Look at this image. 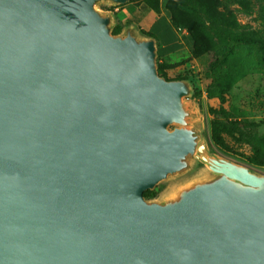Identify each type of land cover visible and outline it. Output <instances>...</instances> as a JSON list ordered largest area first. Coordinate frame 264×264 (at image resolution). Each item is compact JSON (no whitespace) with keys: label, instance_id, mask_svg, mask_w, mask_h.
<instances>
[{"label":"water","instance_id":"95a60500","mask_svg":"<svg viewBox=\"0 0 264 264\" xmlns=\"http://www.w3.org/2000/svg\"><path fill=\"white\" fill-rule=\"evenodd\" d=\"M130 1L0 0V264H264V172L211 154L153 37L114 34L99 5Z\"/></svg>","mask_w":264,"mask_h":264},{"label":"rangeland","instance_id":"374dc122","mask_svg":"<svg viewBox=\"0 0 264 264\" xmlns=\"http://www.w3.org/2000/svg\"><path fill=\"white\" fill-rule=\"evenodd\" d=\"M250 1L254 3V12L251 14L246 13L237 5L232 6L231 9L235 13L239 27L234 32L236 34L255 32L259 44L256 46L235 45L231 47L232 55H230L231 62L228 70L231 73L232 86L229 92L224 95V100L208 95V88L214 83V79L207 75L210 62L209 54H204L198 58L192 57L191 60H196L197 63H191L190 65L191 67L195 66V69H186L184 73L178 74L174 78L168 77L163 70L159 69V74L167 80H188L190 82L193 93L190 98L185 99V102L188 109L195 111L200 119L204 120L200 135L202 141L207 143L211 154L242 164H247L242 155L264 157V65L262 63V52L260 51L261 44H264V21L260 18L258 12L259 4L255 0ZM129 4L137 12L144 11V9L151 12L153 18L165 15L171 22L176 21L180 25L190 20L189 10L183 6L181 0H131L116 7L101 4L99 9L104 13L110 11L116 17H119V24L126 19L128 15L126 8ZM128 23L132 24L129 21ZM133 25L138 27L134 23ZM184 29L190 34L186 27ZM212 44H218V40L214 36L208 41V45ZM210 108L225 109L230 120L249 122L240 131H236L233 136L225 135L226 142L232 150L230 153L223 151L212 141L211 120L213 117L209 113ZM251 167L264 172V168ZM209 174L208 168L203 163L194 160L189 171L160 183L155 188L158 195L152 201L164 202L170 200L181 189L207 179Z\"/></svg>","mask_w":264,"mask_h":264},{"label":"trees","instance_id":"16d2710c","mask_svg":"<svg viewBox=\"0 0 264 264\" xmlns=\"http://www.w3.org/2000/svg\"><path fill=\"white\" fill-rule=\"evenodd\" d=\"M259 4L260 18L264 21V0H255ZM183 6L189 10L190 20L183 25L172 21L174 28L190 31L194 41L193 58H198L204 54H209L210 62L207 69V75L214 79V83L208 88L209 97H219L224 100V95L229 92L232 84L231 73L228 70L230 66V55H232V46L248 45L256 46L259 44L257 34L243 33L236 34L234 30L238 29V23L232 6L241 7L246 13L254 12L252 1L250 0H181ZM128 22L119 23L115 28L114 34H119ZM144 33V32H143ZM147 36L151 34L144 33ZM214 36L218 40L217 45H208V41ZM262 63L264 65V44H261ZM160 70H163L159 66ZM180 79V78H179ZM211 120V138L213 143L225 152H232L227 144L225 135L233 136L236 131H240L244 125L249 122L233 121L228 117L225 109H209ZM242 157L247 164L264 168V157L253 155ZM158 191H147L144 196L146 199H154Z\"/></svg>","mask_w":264,"mask_h":264},{"label":"crops","instance_id":"0c3cea01","mask_svg":"<svg viewBox=\"0 0 264 264\" xmlns=\"http://www.w3.org/2000/svg\"><path fill=\"white\" fill-rule=\"evenodd\" d=\"M127 17L124 22H130L138 25L139 29L151 34L157 42L158 63L163 71L170 78L184 73L186 69H195L191 67L192 52L194 41L190 34L184 30H178L173 27L170 19L165 15H159L153 18L152 13L145 10L137 12L132 5H127ZM119 22V17H116ZM124 23L123 21H121ZM191 67V68H190Z\"/></svg>","mask_w":264,"mask_h":264}]
</instances>
